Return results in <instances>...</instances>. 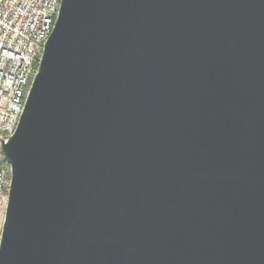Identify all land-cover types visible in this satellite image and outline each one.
I'll list each match as a JSON object with an SVG mask.
<instances>
[{"label": "water", "instance_id": "1", "mask_svg": "<svg viewBox=\"0 0 264 264\" xmlns=\"http://www.w3.org/2000/svg\"><path fill=\"white\" fill-rule=\"evenodd\" d=\"M0 151V264H264V0H62Z\"/></svg>", "mask_w": 264, "mask_h": 264}, {"label": "built area", "instance_id": "2", "mask_svg": "<svg viewBox=\"0 0 264 264\" xmlns=\"http://www.w3.org/2000/svg\"><path fill=\"white\" fill-rule=\"evenodd\" d=\"M62 0H0V140L15 133ZM11 169L0 151V240Z\"/></svg>", "mask_w": 264, "mask_h": 264}, {"label": "trees", "instance_id": "3", "mask_svg": "<svg viewBox=\"0 0 264 264\" xmlns=\"http://www.w3.org/2000/svg\"><path fill=\"white\" fill-rule=\"evenodd\" d=\"M7 163V162H6Z\"/></svg>", "mask_w": 264, "mask_h": 264}]
</instances>
